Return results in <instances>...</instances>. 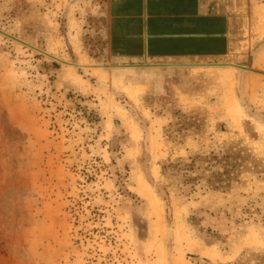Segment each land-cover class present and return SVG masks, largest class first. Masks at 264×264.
Masks as SVG:
<instances>
[{
    "label": "rangeland",
    "instance_id": "1",
    "mask_svg": "<svg viewBox=\"0 0 264 264\" xmlns=\"http://www.w3.org/2000/svg\"><path fill=\"white\" fill-rule=\"evenodd\" d=\"M48 4L0 0V264H264V13L193 71Z\"/></svg>",
    "mask_w": 264,
    "mask_h": 264
},
{
    "label": "crops",
    "instance_id": "2",
    "mask_svg": "<svg viewBox=\"0 0 264 264\" xmlns=\"http://www.w3.org/2000/svg\"><path fill=\"white\" fill-rule=\"evenodd\" d=\"M58 1L48 4L55 16ZM62 1L64 13L76 2L96 18L105 61L178 63V69L193 71L231 62L233 19L239 23L253 9L264 13V0Z\"/></svg>",
    "mask_w": 264,
    "mask_h": 264
},
{
    "label": "water",
    "instance_id": "3",
    "mask_svg": "<svg viewBox=\"0 0 264 264\" xmlns=\"http://www.w3.org/2000/svg\"><path fill=\"white\" fill-rule=\"evenodd\" d=\"M240 69H243V70H245V68H240ZM246 71H250V70L246 69Z\"/></svg>",
    "mask_w": 264,
    "mask_h": 264
}]
</instances>
